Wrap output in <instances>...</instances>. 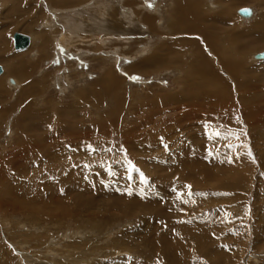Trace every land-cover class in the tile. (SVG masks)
Wrapping results in <instances>:
<instances>
[{"label":"rangeland","instance_id":"374dc122","mask_svg":"<svg viewBox=\"0 0 264 264\" xmlns=\"http://www.w3.org/2000/svg\"><path fill=\"white\" fill-rule=\"evenodd\" d=\"M188 1L215 46L172 0H0V264H264V0Z\"/></svg>","mask_w":264,"mask_h":264},{"label":"bare ground","instance_id":"6f19581e","mask_svg":"<svg viewBox=\"0 0 264 264\" xmlns=\"http://www.w3.org/2000/svg\"><path fill=\"white\" fill-rule=\"evenodd\" d=\"M241 1H249V0H241ZM110 3V2H109ZM121 3V2H120ZM141 3V2H140ZM114 4V3H113ZM144 4V3H143ZM202 4V3H201ZM201 4L200 3H198V2H196V3H194V4H192L190 1H185L184 3L182 2V3H180V1H178V0H172V9H173V11L174 12H177V15H178V21H179V25H177V26H175V27H173L172 28V30L173 31H175L176 29L177 30H179L180 31V29H181V31H185L186 32V34H191V33H196V35H197V33L199 34V36H198V38L202 41V42H206L209 46H211L212 44L215 46V41L217 40H215L214 38L212 39L211 37L209 38V36L207 35V33H206V31H205V27H204V25H202V23L200 22V18H199V14H198V12H199V10H198V7L199 6H201ZM213 4V3H212ZM147 6V5H146ZM259 6H263L262 4H259ZM171 7V6H170ZM104 8V7H103ZM109 8H110V6H109ZM0 9H1V6H0ZM175 9V10H174ZM242 9V8H241ZM106 12H108L107 14H108V16H107V18H105V19H101L100 20V22H99V25L101 26V28H102V31H106V33L108 32V33H112L113 32V30L114 29H112L113 27H111V15H109L110 14V12H111V9H109L108 11L107 10H105ZM239 11V10H238ZM237 11V12H238ZM101 12V11H100ZM250 15L249 16H246V17H243V18H245L246 20H247V18H249V19H251L254 15V11L253 10H251L250 9ZM104 13H102V15H103ZM106 14V15H107ZM143 15V14H142ZM222 15V16H221ZM221 15H220V18H221V20H222V22H226V23H224V24H230L231 26H232V22H231V20H230V18H229V14H224L223 12L221 13ZM150 16V15H149ZM175 16V15H174ZM202 16V15H201ZM75 17V16H74ZM145 18H144V20L146 21V20H148V16L147 15H145L144 16ZM172 17V16H171ZM216 17H218V16H216ZM223 17V18H222ZM101 18V17H100ZM151 18V17H150ZM210 18H212V16L210 17ZM175 19V18H174ZM205 19H208V18H205ZM172 20V19H171ZM114 21V20H113ZM264 21V20H263ZM139 22V21H138ZM141 22V21H140ZM160 22V21H159ZM176 23V22H175ZM72 24V23H71ZM150 24V23H149ZM263 24V23H262ZM256 25V24H255ZM132 26V25H131ZM74 27V26H73ZM233 27V26H232ZM27 28H30L29 26L27 27H25L24 29H27ZM118 28V27H117ZM116 28V29H117ZM144 28V27H143ZM153 28V27H152ZM159 28V27H158ZM223 29V28H222ZM28 30V29H27ZM119 30V29H118ZM154 30V29H153ZM153 30H151V31H153ZM159 30V29H158ZM157 30V31H158ZM155 31V30H154ZM180 31V32H181ZM128 32V31H127ZM185 32H184V34H185ZM231 32V31H230ZM40 33V32H39ZM42 33V32H41ZM107 33V34H108ZM154 33V32H153ZM52 34V33H51ZM119 34V33H118ZM135 34V33H134ZM233 34H234V32H233ZM109 35V34H108ZM111 35V34H110ZM109 35V36H110ZM128 36V35H127ZM187 36V35H186ZM188 36H191V35H188ZM227 36H228V34H227ZM29 37V46L26 48V49H30V47H31V45L34 43V42H36V36H28ZM38 37V36H37ZM235 37V36H234ZM4 38V37H3ZM217 38V37H216ZM128 39V38H127ZM4 40H5V38H4ZM3 40V41H4ZM13 40V39H12ZM69 40V39H68ZM108 40H111V39H108ZM186 40H189L190 41V44L191 45H193V46H195L194 44H196V42L198 41L196 38H191V37H188ZM219 40V39H218ZM225 40V39H224ZM124 41V40H123ZM226 41H228V40H226ZM225 41V42H226ZM221 42V41H220ZM261 42V41H260ZM183 43H185V42H183ZM219 43V42H218ZM222 43V42H221ZM227 43V42H226ZM190 44H188V45H190ZM205 44V43H204ZM237 44V43H236ZM130 46H131V44H129ZM197 45H198V43H197ZM219 45V44H218ZM34 46V45H33ZM206 46V45H205ZM204 46V47H205ZM225 46V45H224ZM152 47V46H151ZM158 47V46H157ZM167 47H168V45H167ZM200 47V46H199ZM75 48V47H74ZM96 48V47H95ZM15 49V48H14ZM26 49H23V50H17V51H24V50H26ZM166 49V48H165ZM199 49V48H198ZM223 49V48H222ZM226 49V48H225ZM129 50V49H128ZM200 50V49H199ZM1 51H2V53H3V48L1 49ZM159 51H160V49H159ZM219 51V53L221 52V50H219V49H216V52H218ZM35 52V51H34ZM161 52V51H160ZM159 52V53H160ZM165 52V51H164ZM264 52V51H263ZM38 53V52H37ZM174 53V52H173ZM238 53V52H237ZM261 53V52H260ZM158 54V53H157ZM157 54H155V55H151V56H149V57H146V58H144L145 60H143L144 62H142V63H145V64H147V69L149 70V71H155V69H163V68H167L168 67V65H170L169 67H171L172 66V64L174 63V62H178V61H176V59L175 60H173V61H169V59L168 60H165V59H163V57H160V56H157ZM259 54V53H258ZM258 54H254L253 55V57L254 56H257ZM236 55V54H235ZM127 57V56H126ZM145 57V56H144ZM165 57V56H164ZM174 57H172L171 59H173ZM60 59V58H59ZM231 59V58H230ZM258 59V58H257ZM2 60H4L5 62H6V65H5V68H6V71H7V73L9 74V75H14L15 77L14 78H18V79H20V80H22L25 76H26V74L25 73H22V71L24 70V69H16V68H14L13 67V64L12 65H10L9 64V60L8 59H5L4 57H1L0 56V61H2ZM254 60V59H253ZM261 60V59H260ZM263 60V59H262ZM226 61V60H225ZM235 61V60H234ZM173 62V63H172ZM199 63L201 64V65H203V66H205V67H209V65L207 64L208 63V61L206 60V59H204V58H201L200 59V61H199ZM144 65V64H143ZM175 65H177L176 63H175ZM174 65V66H175ZM12 66V67H11ZM145 66V65H144ZM136 67V66H135ZM134 67V68H135ZM221 67L223 68V71L224 72H230L231 74H233L235 77H236V79H238V75L240 74V72H239V68H240V66L237 64V63H235L234 64V66L232 65V62H229V60L228 61H226V62H222V64H221ZM141 68V67H140ZM143 68V67H142ZM175 68H177V67H175ZM1 69H2V66H1ZM144 69V68H143ZM132 70V69H131ZM29 71V70H28ZM179 71V70H178ZM187 71H188V75L189 76H191V79H192V81L191 82H194V84L193 85H195L196 87H201V88H204L205 90L206 89H210V92L211 93H214V95H217L218 94V89H213V88H215L214 86H213V82H211V80L209 79V78H207L206 77V75H203V73H198L196 70H191L190 71V66L189 67H187ZM207 71H209V73L212 75V74H214L215 75V72H214V70L211 68V67H209V69L207 70ZM2 72L4 73V69H2ZM2 72H1V74H2ZM204 72V71H203ZM107 74H106V76H104L105 77V80H104V82H101V86L100 87H102L101 89H102V91L105 93L106 92V90H109V88L108 87H110V88H112L113 87V90L116 88V85H119V83H120V81L118 82V80H116V79H114L115 78V76H113L114 74H113V71L112 70H109V71H107L106 72ZM1 74H0V76H1ZM213 75V76H214ZM213 76H211V77H213ZM9 79L8 80V83L9 84H11L12 86H14V85H16L15 83V79ZM27 80V79H26ZM18 81V80H17ZM117 82H118V84H117ZM189 83H191L190 81H188ZM218 82L220 83V84H222V81L218 78ZM180 88V87H179ZM190 89H193L192 88V86H190L189 87ZM190 89H188V91L190 90ZM207 91V90H206ZM205 91V92H206ZM213 91H217V92H213ZM182 92V91H181ZM89 93V92H88ZM183 93V92H182ZM76 94V93H75ZM96 95V94H100V92H96L95 90H94V92H92V95ZM106 94V93H105ZM113 94V93H112ZM191 94H193V93H191ZM88 95V94H87ZM93 95V96H94ZM209 95V94H208ZM97 96V95H96ZM180 96V95H179ZM183 96V95H182ZM76 97V96H75ZM186 97V96H185ZM188 97V96H187ZM186 97V98H187ZM191 97H193V96H191ZM190 96H189V98H191ZM110 98H113L112 97V95H110L109 96V98L108 99H110ZM104 100V99H103ZM113 100V99H112ZM111 100V101H112ZM190 100V99H189ZM111 101H110V103H111ZM117 103V102H116ZM109 104V103H108ZM107 104V105H108ZM114 104V103H113ZM119 104V103H118ZM108 106H110V105H108ZM87 107V106H86ZM116 108H117V106H115ZM120 107V106H119ZM98 108V107H97ZM109 108V107H108ZM111 108V107H110ZM114 108V107H113ZM103 109V108H102ZM120 109V108H119ZM1 110V109H0ZM101 110V109H100ZM2 111V110H1ZM102 111V110H101ZM100 111V112H101ZM99 112V113H100ZM103 112V111H102ZM116 112V111H115ZM98 113V114H99ZM26 147V146H25ZM27 171V170H26ZM84 186V185H83ZM12 193V192H11ZM10 193V194H11ZM14 194V193H13ZM17 198V197H16ZM23 201V200H22ZM85 202V201H84ZM90 205V204H89ZM18 206V205H17ZM85 207H87V206H85ZM90 207H91V205H90ZM64 208V207H63ZM105 208V207H104ZM127 208V207H126ZM185 208H187V207H185L184 206V208L183 209H185ZM87 209H89L88 207H87ZM84 210V209H83ZM95 211V210H94ZM90 212H92V211H90ZM147 212H149V211H146L145 213H147ZM35 213V212H34ZM79 215V214H78ZM75 216V215H74ZM77 217V216H76ZM92 217V216H91ZM88 219V218H87ZM90 220V219H89ZM76 221V220H75ZM78 222V221H77ZM88 224L90 223V222H87ZM92 223V222H91ZM93 224V223H92ZM81 225V224H80ZM92 226H94V225H92ZM155 239V238H154ZM139 240H143L144 242H143V245H146V248H147V246H153L152 245V242H148L147 241V238L144 236V235H142V237L140 236L139 237ZM172 259V258H171ZM169 263H170V260H169ZM177 264V263H176ZM179 264V263H178Z\"/></svg>","mask_w":264,"mask_h":264},{"label":"water","instance_id":"95a60500","mask_svg":"<svg viewBox=\"0 0 264 264\" xmlns=\"http://www.w3.org/2000/svg\"><path fill=\"white\" fill-rule=\"evenodd\" d=\"M242 9H248L250 10L249 8H242ZM240 9L238 11V14L243 16V17H246V16H249V15H246L244 14ZM251 13V12H250ZM29 37L27 35H24V34H21V33H15L13 35V45H14V48L15 50H23V49H26L28 46H29ZM257 58L258 59H264V52H261L257 55ZM2 72V69H1V66H0V74Z\"/></svg>","mask_w":264,"mask_h":264},{"label":"snow or ice","instance_id":"6c2138e0","mask_svg":"<svg viewBox=\"0 0 264 264\" xmlns=\"http://www.w3.org/2000/svg\"><path fill=\"white\" fill-rule=\"evenodd\" d=\"M149 6L151 7V4H150ZM241 11H242L244 14H246V15H250V10H248V9H242ZM133 79H138V78L134 77Z\"/></svg>","mask_w":264,"mask_h":264}]
</instances>
